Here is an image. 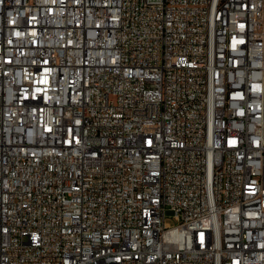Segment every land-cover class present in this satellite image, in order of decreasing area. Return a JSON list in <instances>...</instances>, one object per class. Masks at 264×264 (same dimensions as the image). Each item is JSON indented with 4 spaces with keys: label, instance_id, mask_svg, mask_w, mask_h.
Returning <instances> with one entry per match:
<instances>
[{
    "label": "built area",
    "instance_id": "obj_1",
    "mask_svg": "<svg viewBox=\"0 0 264 264\" xmlns=\"http://www.w3.org/2000/svg\"><path fill=\"white\" fill-rule=\"evenodd\" d=\"M0 264H264V0H0Z\"/></svg>",
    "mask_w": 264,
    "mask_h": 264
},
{
    "label": "rangeland",
    "instance_id": "obj_2",
    "mask_svg": "<svg viewBox=\"0 0 264 264\" xmlns=\"http://www.w3.org/2000/svg\"><path fill=\"white\" fill-rule=\"evenodd\" d=\"M167 222L171 225H176L177 222L173 219V217H168Z\"/></svg>",
    "mask_w": 264,
    "mask_h": 264
}]
</instances>
